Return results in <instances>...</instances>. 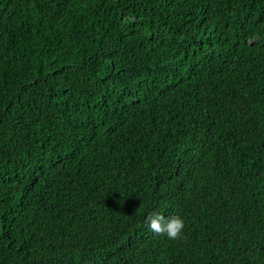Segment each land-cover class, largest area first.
<instances>
[{"label":"trees","instance_id":"obj_1","mask_svg":"<svg viewBox=\"0 0 264 264\" xmlns=\"http://www.w3.org/2000/svg\"><path fill=\"white\" fill-rule=\"evenodd\" d=\"M0 264H264V0H0Z\"/></svg>","mask_w":264,"mask_h":264},{"label":"clouds","instance_id":"obj_2","mask_svg":"<svg viewBox=\"0 0 264 264\" xmlns=\"http://www.w3.org/2000/svg\"><path fill=\"white\" fill-rule=\"evenodd\" d=\"M146 224L154 234L166 236L170 240L181 238L185 228V222L179 215L165 217L159 212L148 216Z\"/></svg>","mask_w":264,"mask_h":264}]
</instances>
